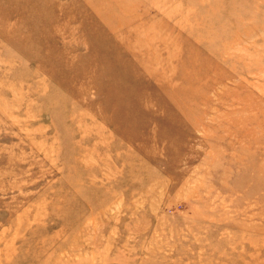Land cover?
<instances>
[{
  "label": "rangeland",
  "instance_id": "1",
  "mask_svg": "<svg viewBox=\"0 0 264 264\" xmlns=\"http://www.w3.org/2000/svg\"><path fill=\"white\" fill-rule=\"evenodd\" d=\"M0 264H264V0H0Z\"/></svg>",
  "mask_w": 264,
  "mask_h": 264
}]
</instances>
